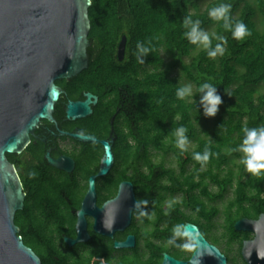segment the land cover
<instances>
[{
  "label": "trees",
  "instance_id": "1",
  "mask_svg": "<svg viewBox=\"0 0 264 264\" xmlns=\"http://www.w3.org/2000/svg\"><path fill=\"white\" fill-rule=\"evenodd\" d=\"M219 3H230L233 23L243 22L251 35L236 40L222 21L212 20L208 10ZM188 15L199 19L203 30L227 38L224 55L209 58L202 47L189 43L182 25ZM89 16V66L56 83H82L81 89L95 91L101 102L109 95L118 103L123 95L130 96L124 115L128 132L120 130L114 149L119 160L133 162L136 185L147 189L168 180L167 190H181L184 201L197 207L199 217L208 219L217 210L205 205L201 196L224 197L233 186L236 195L228 216L237 202L238 213H243L245 200L259 202L264 210V173L247 172L242 153L232 151L242 143V128L264 125V0H92ZM124 35L126 49L120 60L117 51ZM148 40L154 51L143 58V64L138 63L136 44ZM217 42L213 39V46ZM183 78L194 84V91L192 97L179 100L176 89L185 85ZM205 82L215 86L222 99L214 117H205L199 104L197 89ZM112 106L110 101L108 109ZM111 113L105 115L106 123ZM181 126L188 129L184 152L176 147L174 134ZM206 147L212 155L202 166L193 154L203 153ZM170 154L179 169L169 164ZM8 156L13 160V154ZM246 209L244 213L249 214L251 210ZM30 216L27 206L17 211L15 221L23 226L19 234L25 243L39 251L31 229L22 224ZM185 218L184 214L183 223Z\"/></svg>",
  "mask_w": 264,
  "mask_h": 264
},
{
  "label": "flooded vegetation",
  "instance_id": "2",
  "mask_svg": "<svg viewBox=\"0 0 264 264\" xmlns=\"http://www.w3.org/2000/svg\"><path fill=\"white\" fill-rule=\"evenodd\" d=\"M56 84L62 93L56 104L61 103V108L55 107L53 114L55 120L42 119L26 147L20 153H10L13 160L7 154L22 181L25 192L23 209L31 207V216L22 224L31 229L39 247L35 252L42 264L89 261L98 264H162L165 254L191 264L190 258L196 249L193 239L183 235L177 237L174 244L168 243L173 229L184 227L186 223L197 225L208 242L226 257L227 264H264V222L253 224L248 221L260 220L264 215L259 202L255 201L257 207L252 201L242 202L244 212L247 207L251 210L249 214H239L240 203L237 202L231 207L233 214L228 216L235 193L227 197L228 192L214 200L203 195L205 205L217 210L216 215L208 219L199 217L197 207L184 201L181 190H167V182L171 184L168 180L141 189L134 181L133 162L119 160L114 149L120 130L123 128L128 132L124 115L130 108V96L123 95L118 103L114 95H109L101 102L95 91L81 89L82 83ZM88 92L98 96L96 104L90 103L92 113L69 118L66 114L68 101H84ZM110 101L113 106L108 109ZM99 109L101 113L96 115ZM109 110L112 113L106 123L104 118ZM75 133L96 139L82 141L72 135ZM105 139L112 142L115 161L107 174L99 175L104 154L102 140ZM132 141L130 138L131 144ZM48 152L54 159L63 157L61 167L49 162L46 158ZM92 177L95 192L84 204ZM123 182L131 183L132 188L125 186L121 191ZM138 199L148 200L147 207L142 206V209L148 212L150 219L140 217L139 210L134 209ZM83 208L79 228V211ZM184 214L186 220L183 223ZM233 215L236 219H232ZM218 217H222L221 222L216 221ZM240 220L244 222L238 228L236 223ZM18 226L21 231L23 226ZM79 230L81 236L88 239L70 245L66 238L77 239ZM129 236H133L134 245L116 247V242H125ZM193 243L194 248L191 247ZM185 244L189 247H182Z\"/></svg>",
  "mask_w": 264,
  "mask_h": 264
},
{
  "label": "water",
  "instance_id": "3",
  "mask_svg": "<svg viewBox=\"0 0 264 264\" xmlns=\"http://www.w3.org/2000/svg\"><path fill=\"white\" fill-rule=\"evenodd\" d=\"M91 5L92 0H0V264H42L39 255L19 234L15 218L24 207L25 192L7 154L20 153L42 119L55 120L53 114L62 93L56 81L88 68ZM126 42L124 35L117 51L120 60L124 58ZM86 96L84 101H68L69 118L92 113L90 103L96 104L98 96L91 92ZM72 135L82 141L96 139L81 133ZM102 143L104 154L99 175L107 174L115 161L112 142L105 139ZM46 158L61 167L63 157L54 159L48 152ZM125 186L132 188L131 183L123 182L121 191ZM94 192L92 177L84 204ZM83 214L84 208L79 211L78 227ZM248 221L263 223L264 215L260 220ZM242 222L236 223L238 228ZM183 233L196 243L191 264H227L226 257L208 242L197 225L186 223ZM86 239L81 232L77 239L66 238L70 245ZM132 245L133 236L125 242H116V247ZM162 264L187 262L165 254Z\"/></svg>",
  "mask_w": 264,
  "mask_h": 264
},
{
  "label": "clouds",
  "instance_id": "4",
  "mask_svg": "<svg viewBox=\"0 0 264 264\" xmlns=\"http://www.w3.org/2000/svg\"><path fill=\"white\" fill-rule=\"evenodd\" d=\"M231 8L230 3H219L216 6L211 7L208 10V16L214 21H222L223 28L226 31L231 32L232 37L236 40H242L246 36L251 35L247 26L241 22L236 21L233 23L231 18ZM182 25L186 30L184 32V37L193 45L202 47L206 52L209 58L215 59L218 55L222 56L225 53V45L227 43V38L223 35H218L216 33L210 34L209 32L201 28V21L199 19H193L191 15L185 16L182 20ZM213 39L218 41L215 46H213ZM154 48L151 46V40L147 42L138 41L136 44V57L138 63L143 64L144 57L149 55ZM200 94L199 104L203 108V114L205 117H214L217 112L220 104L222 103L221 96L217 94V88L211 83H202L197 89ZM193 96V88L191 84L180 86L176 89V97L179 100H185L188 97ZM188 129L186 127H179L175 129L176 136V147L184 152L187 150L188 138L186 136ZM243 140L242 143L232 151H239L242 153L241 163L245 167V170L251 173L253 176H259L264 173V125L248 128H242ZM212 153L209 148H205L203 153L195 152L193 154V159L200 163L202 166L206 164ZM147 199H138L135 202L134 209H139L138 215L140 217L148 216V212L143 210L148 205ZM167 214V213H166ZM108 227L107 225H103ZM182 225L175 227L173 229L172 238L169 239V244H174L177 237L184 235L182 232ZM182 247L188 248L189 245L185 244ZM191 247L194 248L195 244H191Z\"/></svg>",
  "mask_w": 264,
  "mask_h": 264
},
{
  "label": "rangeland",
  "instance_id": "5",
  "mask_svg": "<svg viewBox=\"0 0 264 264\" xmlns=\"http://www.w3.org/2000/svg\"><path fill=\"white\" fill-rule=\"evenodd\" d=\"M182 82L187 85V84H191L192 85V88H193V91H194V84L193 83H190L188 82L187 80H185L184 78L182 79ZM169 164L171 166H174L175 168L179 169V166H178V163L176 161V159L174 158V155L173 154H170L169 157ZM233 193H234V186L232 188H230L229 190V194L227 195V197H232L233 196ZM217 222H221L222 221V217H218L216 219Z\"/></svg>",
  "mask_w": 264,
  "mask_h": 264
}]
</instances>
